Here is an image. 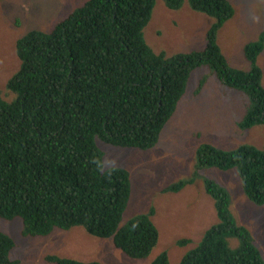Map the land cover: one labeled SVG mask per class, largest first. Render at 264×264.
Segmentation results:
<instances>
[{"label": "trees", "instance_id": "obj_1", "mask_svg": "<svg viewBox=\"0 0 264 264\" xmlns=\"http://www.w3.org/2000/svg\"><path fill=\"white\" fill-rule=\"evenodd\" d=\"M166 2L172 10L184 3ZM189 3L213 19L204 50L189 54L169 56L147 43L144 31L156 0H89L50 33L34 30L17 39L21 68L7 83L10 94L5 97L0 90V217L21 219L23 237H49L82 227L93 237L112 239L129 258L149 257L159 243V231L149 214L124 223L132 193L130 174L123 168L105 169L99 143L131 151L155 148L187 92L192 72L204 65L226 86L250 95L253 103L240 125L243 130L264 124L263 72L257 65L264 33L244 48L251 70L233 68L218 43L219 32L234 17L232 4ZM203 87L200 83L197 93ZM196 152L193 174L163 191L181 192L202 170L235 168L245 195L264 206V148L222 150L204 143ZM203 181L216 207V224L203 230L199 245L179 264H264L252 234L231 210V191L211 179ZM191 243L184 239L178 245ZM15 246L0 231V264H18L10 259ZM44 261L102 264L58 256ZM151 264L174 263L164 253Z\"/></svg>", "mask_w": 264, "mask_h": 264}, {"label": "rangeland", "instance_id": "obj_2", "mask_svg": "<svg viewBox=\"0 0 264 264\" xmlns=\"http://www.w3.org/2000/svg\"><path fill=\"white\" fill-rule=\"evenodd\" d=\"M87 1L0 0V90L5 97L9 93L8 81L21 68L17 39L34 30L50 33ZM183 1L180 10H172L166 0H156L144 31L147 43L155 52L171 56L206 47L213 19L194 11L189 0ZM229 2L235 10L234 17L219 32L218 43L231 67L248 72L251 66L244 48L264 33V0ZM257 65L262 69L264 86V51ZM188 83L178 113L164 127L157 147L149 152L127 151L99 143L105 169L123 168L130 174L132 193L124 223L137 215L149 214L159 231V243L151 255L145 259L129 258L115 247L112 239L93 237L81 227L59 230L49 237L25 238L21 234V219L11 222L0 217V231L16 242L10 254L12 262L52 264L44 258L59 256L85 263L151 264L160 254L168 253L171 262L179 264L186 253L199 245L203 230L216 224V207L205 191V178L231 191V210L238 223L250 231L264 257V206L256 205L245 195L237 169L202 170L196 182L181 192L163 191L193 174L198 160L196 151L201 144L222 150H237L243 145L264 148V124L247 130L240 127L252 108L253 101L247 92L223 84L207 65L194 70ZM200 83L204 87L197 93ZM199 131L202 134L196 137ZM184 239H191L192 243L179 246L178 242ZM235 242L234 246L238 244Z\"/></svg>", "mask_w": 264, "mask_h": 264}, {"label": "crops", "instance_id": "obj_3", "mask_svg": "<svg viewBox=\"0 0 264 264\" xmlns=\"http://www.w3.org/2000/svg\"><path fill=\"white\" fill-rule=\"evenodd\" d=\"M178 110H179V107L177 108V112H176V114L175 115H177V113H178ZM126 150L128 151V149L126 148ZM203 234H204V232H203ZM171 258V257H170ZM14 261H19V260H14ZM20 262V261H19Z\"/></svg>", "mask_w": 264, "mask_h": 264}, {"label": "clouds", "instance_id": "obj_4", "mask_svg": "<svg viewBox=\"0 0 264 264\" xmlns=\"http://www.w3.org/2000/svg\"><path fill=\"white\" fill-rule=\"evenodd\" d=\"M160 141V140H159ZM158 145V144H157ZM157 145H156V147H157ZM235 169V168H234ZM231 170H233V169H231ZM231 170H229V171H231ZM223 171V170H222ZM240 176V175H239ZM241 178V177H240ZM82 228V227H81ZM90 235V234H89ZM59 257V256H58ZM62 258H64V257H62ZM68 259H70V258H68ZM72 260H75V259H72ZM78 261V260H77ZM89 263V262H88Z\"/></svg>", "mask_w": 264, "mask_h": 264}]
</instances>
